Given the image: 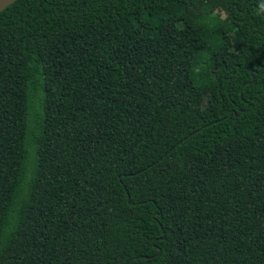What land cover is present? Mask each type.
<instances>
[{
  "label": "trees",
  "instance_id": "obj_1",
  "mask_svg": "<svg viewBox=\"0 0 264 264\" xmlns=\"http://www.w3.org/2000/svg\"><path fill=\"white\" fill-rule=\"evenodd\" d=\"M0 264H264V0L4 7Z\"/></svg>",
  "mask_w": 264,
  "mask_h": 264
},
{
  "label": "rangeland",
  "instance_id": "obj_2",
  "mask_svg": "<svg viewBox=\"0 0 264 264\" xmlns=\"http://www.w3.org/2000/svg\"><path fill=\"white\" fill-rule=\"evenodd\" d=\"M156 14H157V15H161V16L164 15L162 12H159V13H156ZM220 15L223 16V13H220ZM234 50H235V48L230 49L229 52H227V53L224 54V58H226V59H231ZM199 56H200V55H199ZM204 102H205V101H204V97H203L202 104H204Z\"/></svg>",
  "mask_w": 264,
  "mask_h": 264
},
{
  "label": "water",
  "instance_id": "obj_3",
  "mask_svg": "<svg viewBox=\"0 0 264 264\" xmlns=\"http://www.w3.org/2000/svg\"><path fill=\"white\" fill-rule=\"evenodd\" d=\"M14 0H0V11Z\"/></svg>",
  "mask_w": 264,
  "mask_h": 264
}]
</instances>
